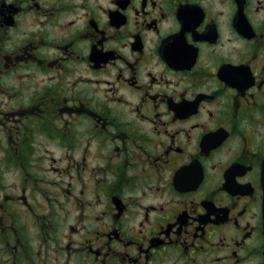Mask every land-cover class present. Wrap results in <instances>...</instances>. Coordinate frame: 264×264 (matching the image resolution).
<instances>
[{"label": "flooded vegetation", "instance_id": "af4514ba", "mask_svg": "<svg viewBox=\"0 0 264 264\" xmlns=\"http://www.w3.org/2000/svg\"><path fill=\"white\" fill-rule=\"evenodd\" d=\"M264 0H0V264H264Z\"/></svg>", "mask_w": 264, "mask_h": 264}, {"label": "water", "instance_id": "95a60500", "mask_svg": "<svg viewBox=\"0 0 264 264\" xmlns=\"http://www.w3.org/2000/svg\"><path fill=\"white\" fill-rule=\"evenodd\" d=\"M261 181H262V187H263V191H264V166H263V170H262ZM263 213H264V198H263Z\"/></svg>", "mask_w": 264, "mask_h": 264}]
</instances>
